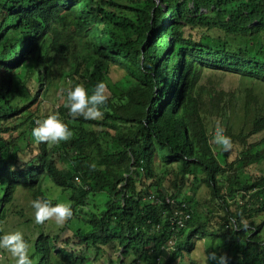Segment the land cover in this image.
I'll return each mask as SVG.
<instances>
[{"label": "trees", "instance_id": "obj_1", "mask_svg": "<svg viewBox=\"0 0 264 264\" xmlns=\"http://www.w3.org/2000/svg\"><path fill=\"white\" fill-rule=\"evenodd\" d=\"M117 71L122 73L112 81ZM207 71L234 76L242 85L216 89L204 84ZM60 75L61 83L82 85L89 93L103 81V115L73 118L66 99L55 106L52 86ZM259 83L264 84V0H0V235L11 233L7 222L14 220L32 264H81L71 251L62 261L47 256L57 239L41 231L45 222H35L31 202L78 207L113 192L107 202L115 210L117 192L134 196L149 183L162 197H197L202 211L188 225L204 232L207 256L224 255L227 264H264ZM48 97L52 102L41 110ZM237 111L249 121L247 131L244 122L233 129L231 113ZM51 114L76 138L35 142V121ZM85 123L100 129L88 130L97 138L74 131ZM217 128L231 139L232 157L214 143ZM242 164L246 169L239 171ZM85 186L93 193L86 194ZM127 204L124 218L133 238L120 243L125 248L116 264H156L159 254L167 255L163 247L172 233L166 220L155 219L163 203L136 211ZM94 210L111 229L119 224L98 206ZM174 251L163 264L200 258L192 247ZM3 260L15 264L12 255Z\"/></svg>", "mask_w": 264, "mask_h": 264}, {"label": "clouds", "instance_id": "obj_2", "mask_svg": "<svg viewBox=\"0 0 264 264\" xmlns=\"http://www.w3.org/2000/svg\"><path fill=\"white\" fill-rule=\"evenodd\" d=\"M59 77L58 84L56 86H52V93L57 99L55 106H57L60 101H64L66 99L65 107L68 109V114L73 118L82 117L84 119H98L103 115L100 108L106 105L108 101V96L106 95V85L103 81L97 82L93 90L89 93L82 85L79 84L73 87H71L70 84L66 86L60 82L62 76L60 75ZM167 80L168 77L166 76L164 85L167 84ZM66 87L69 89L66 90L67 95L65 98L64 90ZM162 95L163 94L161 92L160 97H162ZM90 128L96 131L100 130L92 124L85 123L83 127L75 126L74 131L79 134V137L87 135L97 138L98 134L94 135L88 131ZM74 134L75 133H73L69 126L61 120L57 114H51L43 119H37L35 121V126L31 129V137L35 142L53 145L62 141H67L70 138L75 139L76 137ZM214 143L218 145L220 150L223 152H228L232 148L231 139L224 135L223 129L221 128L216 129ZM74 151L77 154L75 157H79L80 151L77 149H74ZM79 161L81 163L83 162V160ZM133 164L134 159L132 158L131 170L134 169ZM77 166L81 169L87 167L83 168L79 165ZM92 167H95V165H92ZM74 179L77 182L80 181V177L78 176H74ZM123 183L124 182L117 185V190L122 188ZM156 184L160 186V188L163 187V185L159 184V182ZM146 185V187H138L139 193L134 196L130 195V197L123 198V196H125L123 191H121V193L120 191L117 192L119 193V198L117 199L118 202L116 205L119 209L115 210H112L111 203L108 205L107 202V199H112L116 194L113 192L109 195L105 193L106 198L102 200V208L99 207V203L94 199L95 197H93L91 201L87 200L84 205H80L78 207H71L70 205L64 203L51 205L48 200H33L31 202V206L35 209V222L37 224L45 222L43 226H40L41 231L46 235H51L52 238L57 239L54 247L51 248L50 253H48L47 256L50 258H52L51 256H55L62 261L64 253L66 251H71L74 253V261L81 262V264H90L93 261H98L101 257H105L106 254H116V262H118V256L121 255L125 248L120 243L128 240V238H133V236L127 232V222L124 218L129 215L127 203L135 206V211L137 209H141L143 204H149L152 207H155L163 203V206L160 207L159 214L155 219L166 220V224L170 225L172 233L167 241V244L163 247L167 255L162 256L159 254L156 264H163V261L171 257L174 252H177L174 250H177L178 248L185 249L192 247V250H194L200 246L201 249L197 250L202 255H205L204 232L198 227H189L188 225V223L193 220L194 215L202 211L201 207L196 203L197 197L192 200L189 199L190 196L189 198H175L170 194H165L162 197L160 194L156 193L155 187L152 188V186H149V183ZM83 189L86 194L93 193L90 191V187L88 186L83 187ZM203 191L205 192L204 189ZM203 195V193L200 194V200L203 198ZM125 198H128L126 202ZM16 200L19 202L17 192ZM193 204L200 207L198 212L193 211ZM96 206L102 209L105 212V215H109L114 220H118L119 224L115 226L114 229H111L107 225L104 217L102 218L95 213L96 211L94 208ZM147 222L151 223L155 227H158V224H155L154 219L148 218ZM184 228L185 231H183ZM22 231L23 230L19 226V231L0 235V248L8 250V252L15 258V264H32L28 244L21 233ZM96 250H99V256L93 257V253ZM107 259L109 260V257H107ZM199 259L201 260V256L200 258L194 259V264H196ZM120 260H124V257L122 256ZM207 260L215 261L216 264H227L226 256H218L215 252H209L208 256L206 254V259L202 262V264H207ZM39 262L40 261H38V263ZM116 262H112L111 264H116Z\"/></svg>", "mask_w": 264, "mask_h": 264}, {"label": "rangeland", "instance_id": "obj_3", "mask_svg": "<svg viewBox=\"0 0 264 264\" xmlns=\"http://www.w3.org/2000/svg\"><path fill=\"white\" fill-rule=\"evenodd\" d=\"M121 71H117L114 74L111 75V80L113 81V76L114 77H119L121 75ZM209 79V80H208ZM204 84L211 82L212 85L216 88H224L226 90H231L234 88H238L239 86H241V82L236 78V77H232L230 75H225V74H220L219 72H212V71H207L205 72L204 78H203ZM255 92H257L260 97L262 99H264V84L259 83L256 84V90ZM52 102V99L50 97L44 99L43 101H41L40 103V108L41 110L43 109V106L45 103H49ZM48 108V107H47ZM231 123L233 125V129L235 131H238V129L242 126V123L244 122L242 116H241V112L237 111V112H233L231 113ZM245 124V130L247 131L248 129V124L249 121L246 120L244 122ZM214 148H216V146H214ZM216 151H218V148L215 149ZM235 151L234 150H230V156L232 157L233 153ZM222 162H224V160L222 159ZM239 171L246 169L245 164H242L241 167L237 168ZM203 189L205 191H207V187H203ZM23 193H20L18 196H22ZM106 197L104 194H99L98 197L95 199L97 202H99L100 200H104ZM193 211L198 212L200 210V207L197 206L196 204H193ZM100 208L103 207V205H99ZM8 226L11 228V232H15V231H19V226L16 224V221L14 220H10L9 222H7ZM198 250H200V246H198L197 248ZM117 252V251H115ZM5 256H11V254L8 252L7 249L4 250V252L0 253V264H6L5 261L3 260V258ZM199 256H202L201 260L204 261L206 259V254L202 255L201 253H199ZM107 257H109V260L107 259ZM116 254L112 255V254H106L105 257H101L99 258V260L97 262H95L94 264H111L112 262H116ZM86 264V263H85Z\"/></svg>", "mask_w": 264, "mask_h": 264}]
</instances>
